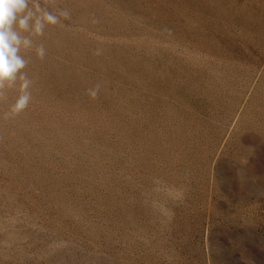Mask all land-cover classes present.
<instances>
[{
	"label": "rangeland",
	"instance_id": "obj_1",
	"mask_svg": "<svg viewBox=\"0 0 264 264\" xmlns=\"http://www.w3.org/2000/svg\"><path fill=\"white\" fill-rule=\"evenodd\" d=\"M47 7L0 102V264H264V0Z\"/></svg>",
	"mask_w": 264,
	"mask_h": 264
},
{
	"label": "clouds",
	"instance_id": "obj_2",
	"mask_svg": "<svg viewBox=\"0 0 264 264\" xmlns=\"http://www.w3.org/2000/svg\"><path fill=\"white\" fill-rule=\"evenodd\" d=\"M48 0L42 5L40 0H0V102L6 99L8 90L16 89L18 96L4 114L5 119L16 118L28 107L32 96V80L24 71L29 60L22 54L32 50L38 59H44L45 46L41 43L34 46V38L43 37L45 29L61 24L62 19H70L67 9L49 11ZM100 54V50L96 51ZM100 85L87 91L95 100Z\"/></svg>",
	"mask_w": 264,
	"mask_h": 264
}]
</instances>
